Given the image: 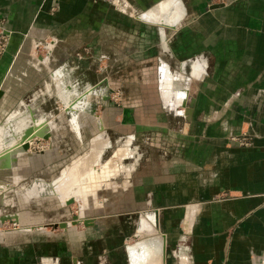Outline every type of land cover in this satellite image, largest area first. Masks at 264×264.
Here are the masks:
<instances>
[{"label":"crops","instance_id":"1","mask_svg":"<svg viewBox=\"0 0 264 264\" xmlns=\"http://www.w3.org/2000/svg\"><path fill=\"white\" fill-rule=\"evenodd\" d=\"M162 1L128 0V6L115 0L117 10L109 11L94 0H0L9 32L0 57L4 141L14 132L6 122L11 111L19 109L11 120L27 117V123L45 113L23 100L44 75L58 97L57 81L68 100L87 92L89 87L79 90L69 80L72 68L65 58L83 45L100 49L97 43H103L108 28L117 40L119 35L127 42L136 39L135 55L153 63L156 72L152 105L107 107L83 123L88 115L84 97L77 123L76 115L72 126L55 120L51 151L17 154L14 171L0 175L3 209L22 200L24 186L35 179L57 177L55 158L64 154V162L70 160V148L82 147L89 136L87 122L89 132L110 128L114 136L131 138L128 147L132 140L145 148L125 193L126 208L137 214L122 222L138 239L122 245L120 236L129 230L117 224L119 218L117 236L88 238L85 230L78 246L65 236L69 225L60 234L43 232L29 241L5 231L0 232V264H264V0H236L217 8H209L208 0ZM159 2L167 7L163 13L155 10ZM151 8L153 15L142 20ZM154 17L174 25L154 23ZM29 30L56 41L45 43L51 50L46 66L45 57L27 55L23 36ZM190 99L187 119L184 104ZM240 132L252 136L249 146L227 138ZM65 138L69 149L63 147ZM221 194L226 197L216 198Z\"/></svg>","mask_w":264,"mask_h":264},{"label":"rangeland","instance_id":"2","mask_svg":"<svg viewBox=\"0 0 264 264\" xmlns=\"http://www.w3.org/2000/svg\"><path fill=\"white\" fill-rule=\"evenodd\" d=\"M97 1L108 5L110 9L107 10L109 11L117 10L113 5V1L115 0ZM97 1L94 0V2ZM122 1H124L128 6L130 5L128 0ZM234 1L236 0H208L209 4H211L209 8L222 7L229 5ZM162 2H159L155 6L161 4ZM57 7L55 6L54 9H59V7ZM152 8L148 11L151 12ZM133 17L134 15H132L131 18ZM0 23H3L4 25L5 17H0ZM154 23L161 25L164 24L165 21H162L161 19L158 20L157 17H154ZM165 25L170 24L166 23ZM5 31L7 36L4 41V50L1 52L0 57L5 52L9 39V32L6 28ZM30 31L31 30L26 32L27 34L23 36L24 41H28V48L26 50L27 55L38 60H42L45 57L42 60V64L46 66L45 62H47V56L50 55L51 50L45 43L53 44L55 40L47 34H31ZM110 33L111 31L109 28L106 29V31L104 30L103 43H97L98 47H101L100 49L93 50L90 46L83 45L70 51V55L65 58V61L68 65H70L68 68H72L71 72L68 73L69 80L73 82L79 90L83 91L86 87H89L87 88V92L85 94L77 96L73 99L69 98V100L63 99L61 98V84H58L57 81L59 89L58 97V93L56 91L57 89H55V86L49 76L46 75L40 78L38 83L33 87V91L30 90L29 92L24 93V101L31 103V105L38 110L39 113L45 112V116L48 117L47 127L50 132L49 134L47 133L46 137H34L31 142L26 144L25 149L21 153L26 151L29 153L40 154L49 150L51 151V139L49 138L55 132V120L65 122L68 126L73 124L74 122L71 121L72 113L69 110L83 102L82 100L84 97L88 98V102L86 101V113L88 115L81 120L83 123L88 121L90 116L99 117L101 110L107 107H120L121 105L128 104L145 107L153 104L152 94L155 90L154 80L156 75L153 63L151 62L152 64H150L148 61L135 55V51L138 47L136 39H131L133 42H127L125 37L119 35L117 40L115 36H109L108 34ZM46 87L49 89H46ZM35 92L38 93L37 97H34ZM90 92L91 95H89ZM94 93H96V98ZM81 104L83 105V103ZM68 107L70 108L69 110ZM81 109L82 108L78 107V110ZM18 112L19 109L11 111L6 117V122L23 120V127L28 125H31L32 127L40 118L45 117L44 114L39 118L32 117L31 121L28 123L26 122L28 120L27 117H24V119L23 117H18L16 120L14 118L11 120L12 116ZM46 113H51L55 118H52L50 114ZM78 113L76 115V123L78 118H81L80 115L78 116ZM64 114L69 116V118L65 119V121ZM86 124H88V126H86V131H88L87 133L89 134L86 138L87 141L83 143L81 148L76 150L77 152L70 148L68 154V156L71 157L70 160L64 162L66 158V156L64 157V154H62L59 158H55V164H59L60 166H56L57 170L54 172L56 173L54 177L61 176L63 169L74 160L85 154L90 156V153L92 152V148L89 146L92 144L90 141L92 137L97 134L100 138L106 139L105 148L100 154V161L102 162L113 157L119 151L121 153L124 148H128V152L125 151L123 156L118 157V164L116 163L117 170H109L104 175V178L102 177L104 182L99 181L98 184H95L93 187L86 189H81L77 186L73 187L74 190L77 191L71 193L65 202H63L60 197L58 198L55 195H46L42 192L30 190L29 187L25 185L22 200H19L18 203H16L15 200H12V203L9 202L3 209L0 208V232L6 231L10 234L11 232H19L23 235L24 241H29L35 239L37 235L42 236L43 232L60 234L63 232L62 227L69 225L67 228L71 231L67 233L65 230L66 235H64L66 237L67 235L70 236L71 243L78 246L79 239L86 234L88 238L94 237V235H100L104 239L106 238V235L110 234L117 236V221L118 225L120 224L124 226V230L125 228L126 230L130 229V224L129 228H127L125 227L126 221H124V223L122 222L125 219L132 221L133 217L135 218L137 213L136 211L134 212V210L126 208L125 193L131 184L130 177L139 165L138 159L141 157L140 154L142 155V150L145 148L140 146V143L132 144V140L130 141L131 144H129L130 146L128 147V140L131 138H123L125 136H114L112 135V132H110V128H104L103 130H98L96 132H89V122ZM2 126L3 124L1 127ZM140 137L143 138V136H139V138ZM227 138L236 142L239 146H249L251 144L252 136L247 132H240L238 134L230 135ZM64 140L67 143L66 145L63 143V147L66 146V148L69 149L71 142L66 138ZM55 151L61 154L59 149H56ZM14 158L10 167L0 168L3 172H0V175H6L8 172H12V170L14 171ZM134 158L137 160H133ZM63 162L64 166L61 164ZM51 182H53V180H51ZM224 197H226V195L221 194L216 198L222 199ZM37 203L39 205H37ZM116 203H122V206L124 205V208L126 209H115L117 206ZM17 204L19 206L18 209L16 207ZM116 218H119V220L115 221ZM58 222H64L62 224L63 226H60L61 224ZM111 225L113 227H111ZM103 226H105V228H103ZM85 230H88L86 234H84ZM89 230H92V232H89ZM122 233L124 234V232ZM123 234L120 236L122 245L131 243L132 241L138 239L132 230H129L128 234ZM154 234H160L159 229L155 230ZM109 237H107V239ZM119 249L122 248L119 247ZM166 250L167 247L166 244H164L165 254ZM104 252L107 253L111 251H109V249H104Z\"/></svg>","mask_w":264,"mask_h":264},{"label":"bare ground","instance_id":"3","mask_svg":"<svg viewBox=\"0 0 264 264\" xmlns=\"http://www.w3.org/2000/svg\"><path fill=\"white\" fill-rule=\"evenodd\" d=\"M163 4V3H162ZM157 7V10H162L167 7L163 5ZM151 12L147 11L140 15L142 20H148L149 14ZM163 16V15H161ZM154 22V21H153ZM163 23V22H162ZM166 24V23H164ZM170 25H174L171 23ZM64 94H61V98L67 99V91H63ZM67 102V101H65ZM76 103V102H75ZM78 106H74L73 109L68 110L72 113V122L76 115V111L78 110ZM71 107V106H70ZM72 108V107H71ZM45 116V114H44ZM34 118V117H33ZM20 119V118H19ZM24 119V118H23ZM37 121V120H36ZM27 122V121H26ZM14 132L9 134L11 139L8 141H4L3 135V126H0V168H8L11 166L13 158L18 154L21 153L24 149L22 148V144H27L31 142L34 137L40 136L43 137L44 135L49 134L48 130V117L40 118L34 126H22L23 120H16L11 121ZM25 125V123H24ZM30 130L29 134L25 136V130ZM92 152L89 155H83L80 158L74 160L72 163L68 164L62 171L61 176L53 179L51 181H43L40 179H35L33 184L29 186L30 190H36L38 192L45 193L46 195H55L58 198L65 202L68 196L77 191L74 190L73 187H78L81 189H86L89 187H93L98 182H102L104 175L109 170H117L118 164V157L123 156L124 152H128V148H124L122 152L114 153L115 155L108 160L102 162L100 161V154L104 150L106 142L105 139H102L98 136L94 137L91 144ZM114 158V159H113ZM117 160V162H116ZM121 160V159H120ZM117 163V164H116ZM113 172V171H112ZM103 177V178H102ZM104 182V181H103ZM96 190V189H95ZM97 191V190H96ZM65 204V203H64ZM67 224V223H66Z\"/></svg>","mask_w":264,"mask_h":264},{"label":"water","instance_id":"4","mask_svg":"<svg viewBox=\"0 0 264 264\" xmlns=\"http://www.w3.org/2000/svg\"><path fill=\"white\" fill-rule=\"evenodd\" d=\"M191 107H192V101L191 99L188 101L187 104H184V111H183V114L184 116L188 119L189 116H190V110H191ZM30 130L29 128L25 130V136H27L29 134ZM43 137H46V135H44ZM25 146L26 144H22V148L25 149ZM61 225L60 226H63L62 224L63 223H60Z\"/></svg>","mask_w":264,"mask_h":264},{"label":"built area","instance_id":"5","mask_svg":"<svg viewBox=\"0 0 264 264\" xmlns=\"http://www.w3.org/2000/svg\"><path fill=\"white\" fill-rule=\"evenodd\" d=\"M6 36H7V33L5 31L4 25L3 23H0V54L4 50V46H5L4 41H5Z\"/></svg>","mask_w":264,"mask_h":264}]
</instances>
